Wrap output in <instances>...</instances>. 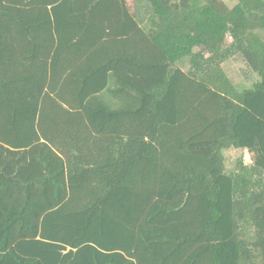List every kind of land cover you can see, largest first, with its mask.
Returning a JSON list of instances; mask_svg holds the SVG:
<instances>
[{"label": "trees", "instance_id": "obj_1", "mask_svg": "<svg viewBox=\"0 0 264 264\" xmlns=\"http://www.w3.org/2000/svg\"><path fill=\"white\" fill-rule=\"evenodd\" d=\"M226 1L0 0V264H264V0Z\"/></svg>", "mask_w": 264, "mask_h": 264}, {"label": "rangeland", "instance_id": "obj_2", "mask_svg": "<svg viewBox=\"0 0 264 264\" xmlns=\"http://www.w3.org/2000/svg\"><path fill=\"white\" fill-rule=\"evenodd\" d=\"M226 2L231 7H234L237 4L236 0H227ZM144 3V0H137V11L138 16L141 18V20L144 19L149 13L148 8L144 7ZM223 68L225 72H227L228 76L233 81L235 86H237L241 90L251 88L252 84L255 81L254 77H248V75L246 76V65L239 60H229L223 66ZM243 153L244 152L239 150L227 151L226 156L229 162V166H233L238 157ZM244 158L247 163H251L253 161V155L249 152H246L244 154Z\"/></svg>", "mask_w": 264, "mask_h": 264}, {"label": "crops", "instance_id": "obj_3", "mask_svg": "<svg viewBox=\"0 0 264 264\" xmlns=\"http://www.w3.org/2000/svg\"><path fill=\"white\" fill-rule=\"evenodd\" d=\"M115 102V101H114ZM247 152V151H246ZM246 152H244L243 154H245ZM244 156V155H243ZM252 163V162H251Z\"/></svg>", "mask_w": 264, "mask_h": 264}]
</instances>
